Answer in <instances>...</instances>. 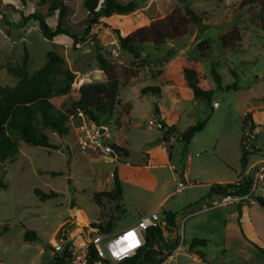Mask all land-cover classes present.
Returning a JSON list of instances; mask_svg holds the SVG:
<instances>
[{
	"label": "rangeland",
	"instance_id": "374dc122",
	"mask_svg": "<svg viewBox=\"0 0 264 264\" xmlns=\"http://www.w3.org/2000/svg\"><path fill=\"white\" fill-rule=\"evenodd\" d=\"M0 1L10 10L6 20L0 19V88L17 86L18 79L8 68L20 65L26 51L31 75L46 65L51 51L63 56L75 74L72 93L56 100V106L63 111L72 109L73 94L81 86L107 81L100 69L99 54L115 65L139 70L137 79L120 87L121 106L115 116L101 119L103 127L78 112L70 117L71 132L67 137L48 133L59 150L22 143L16 162L0 165V184L7 185L0 187V227H9L0 236V263L57 264L55 254L62 257L73 247V239L89 236L91 226L97 223L106 224L105 217L111 218L114 230L131 229L171 195L159 213L166 210L177 214V230L172 238L183 239V245L174 247L165 264H264V251L242 239L232 213L234 206L205 211L212 202L196 205L208 195L210 184L236 181L242 138L248 132L243 127L244 114L250 110L264 112V30L253 17L254 10L240 8L241 0H117L123 4L136 2L139 9L129 16L103 18L85 41L74 45L64 35L54 41L45 39L35 21L18 28L23 16L38 10L46 13L45 6L38 7L42 0ZM81 3L82 0L72 2L73 12L65 21L78 38L88 26V15ZM185 6L195 9L201 17V24L191 26L185 37L169 41L160 49L147 47L139 59L122 48L117 59L111 58L110 50L116 47L110 45L117 36L114 30L126 36ZM47 23L55 29L57 13ZM233 28H239L242 41L225 49L220 37ZM203 41L209 44L200 49ZM193 64L198 67L202 85L215 91L210 104L195 97L183 72L184 66L190 68ZM213 69L223 86L238 84V89L217 91ZM149 87L159 88V93L143 95L142 90ZM207 118L210 120L206 128L194 137L187 150L180 141L170 143V163L162 166L158 162L161 153L155 148L157 164L146 169L145 157L138 152L141 146L161 133L183 132ZM151 121L155 126L150 125ZM160 125L164 126L163 132ZM98 129L104 148L97 147L92 139ZM261 140L264 127L252 146H260ZM111 145L126 149L128 160L108 153L105 148ZM128 161L127 166H120L123 198L113 202L104 194L115 188L113 173L119 163ZM185 171L190 174L188 180L184 178L188 184L182 186ZM52 172L63 175L54 177L49 174ZM35 189L54 191L58 197L42 202ZM118 206L125 212H118ZM253 215L264 229L263 216L256 211ZM72 226L77 230L68 242ZM27 231L35 232L38 241H26ZM194 239L206 240L207 246L188 250ZM60 245L62 249L58 250Z\"/></svg>",
	"mask_w": 264,
	"mask_h": 264
},
{
	"label": "trees",
	"instance_id": "16d2710c",
	"mask_svg": "<svg viewBox=\"0 0 264 264\" xmlns=\"http://www.w3.org/2000/svg\"><path fill=\"white\" fill-rule=\"evenodd\" d=\"M21 1L25 3V0ZM73 1L42 0V4H38V7L45 6L46 13L38 10L28 16H23L17 26L24 28L30 21H35L45 39L54 41L57 37L64 35L70 37L74 45H77L89 37L91 31L100 25L103 18L108 19L114 15L129 16L139 9L138 4L132 1L123 4L117 0H82L81 6L88 15V26L84 35L78 38L73 29L65 23L66 18L73 12ZM180 1L190 2L191 0ZM239 6L254 10L252 12L253 17L258 19V25L264 30V0H241ZM56 13L57 25L55 29H52L48 25L47 19ZM3 17L6 20V16L3 15ZM200 24L201 17L197 11L185 6L184 9H174L167 15L151 21L148 25H144L126 36H122L118 29L114 32L120 47L133 58L139 59L147 47L160 49L169 41L185 37L191 26ZM220 41L225 49L234 48L242 41V34L238 28H233L223 34ZM208 44L207 41H203L199 47L203 49ZM28 62L29 56L26 51L20 65L8 68V72L18 79L17 86L0 88V165L9 166L15 163L20 156L22 143L43 147L49 151L59 150V146L50 141L48 133L57 134L61 138L67 137L71 132L70 117L78 112H82L97 126L103 127L101 119L115 116L121 106L120 87L128 86L132 80L139 77V70L115 65L99 54L100 69L105 72L107 81L81 86L73 94L72 109L63 111L56 106V100L72 93V86L76 78L75 74L67 67L65 58L56 51L49 52L46 65L32 75L28 72ZM197 69L198 67L193 64L190 68L184 66L183 72L195 97L210 104L215 91L206 89L202 85ZM212 73L217 83V91L230 92L238 89V84L223 86L215 69L212 70ZM158 90L157 87H149L142 90V94L159 93ZM209 120L210 118H207L181 133L183 139L180 142L184 144L185 150L188 149L194 137L206 128ZM243 127L244 129L247 128L248 132L256 130L258 126L253 119V112L245 113ZM163 130L164 126L161 131L163 132ZM172 136L171 132L163 134L165 144L170 142ZM244 140L245 137L243 136L240 159L243 171L249 167L251 156L259 154L264 157V149L256 150L251 144L252 141L245 143ZM109 148L116 157L128 158L126 149L123 147L111 145ZM171 150L172 148L169 147V157ZM49 174L54 177L63 175V173L55 172ZM113 178L115 188L111 192L105 193L104 196L113 202H118L122 200L123 195L118 168L115 169ZM251 181V179L245 180L242 185L214 184L207 196L221 198L229 193L247 194L251 187ZM0 187L7 188V185L1 183ZM34 193L42 202L58 197V193L54 191L45 193L40 189H35ZM94 200L99 204L97 197ZM256 201L264 209V197H257ZM239 213L241 214L240 210ZM164 215L168 222L167 231L172 233L176 228V214L164 211ZM111 225L109 222L107 226L96 224L91 228L100 233L108 234V228ZM8 230V226L0 227V236L7 233ZM25 240L38 241L37 234L27 231ZM207 243L206 240L194 239L190 249L207 246ZM170 244L171 242L165 239L162 229L150 228L146 232L145 243L137 256L117 264H164L172 256L174 250ZM67 256L66 250L62 257L55 254L54 260L57 264H63ZM90 261L92 264L97 261L94 250H92ZM106 264L114 263L106 261Z\"/></svg>",
	"mask_w": 264,
	"mask_h": 264
},
{
	"label": "built area",
	"instance_id": "2783aa9c",
	"mask_svg": "<svg viewBox=\"0 0 264 264\" xmlns=\"http://www.w3.org/2000/svg\"><path fill=\"white\" fill-rule=\"evenodd\" d=\"M0 19H3V15L0 14ZM111 46H116L110 50V56L113 59L119 57V46L116 41L110 42ZM150 125L155 126V122L151 121ZM107 137L110 134L107 132ZM99 134V129L96 130L92 139L99 148H104V141L101 139ZM257 137V131L248 132L245 134V143L255 140ZM84 145L86 142H82ZM264 179V165L258 168L252 181L251 187L247 194L240 195L235 193H229L221 197L217 202H214L211 207H206L205 211L226 208L233 205H244L246 203H251L253 201V196L256 193L258 184ZM150 228H160L162 230H167L168 222L166 216H150L142 218L134 228L127 229L114 238L108 239L107 237L98 231L91 230L90 239L86 240L85 237L78 236L80 239V244L77 243V238L73 239L71 242L73 247L68 249V256L63 264H92L90 261L92 250H94V255L97 261L93 264H106V261L117 264L126 259H132L137 256L139 250L145 243L146 232ZM132 234V235H130ZM76 242V243H75ZM183 245V239L177 242ZM3 264V263H0Z\"/></svg>",
	"mask_w": 264,
	"mask_h": 264
},
{
	"label": "crops",
	"instance_id": "0c3cea01",
	"mask_svg": "<svg viewBox=\"0 0 264 264\" xmlns=\"http://www.w3.org/2000/svg\"><path fill=\"white\" fill-rule=\"evenodd\" d=\"M113 41L117 42V39L115 38V40H113ZM118 46H119V48H121L119 44H118ZM250 111L253 112V119L258 126L256 128L257 138H258L259 134L262 132V128L264 127V112L259 113L257 110H250ZM247 112H249V111H247ZM176 132L177 133L173 134L175 136H172L170 138V142L167 144H165V142L163 140V133H161L159 136L155 137V139L150 141V143L143 145L138 149L139 154H141L143 157H145L144 160L146 162V169H149V167L155 166L157 164V162L155 161V157H154V154H155L154 149L155 148L159 149V151L161 153V157H160V160L158 162L162 166L169 165L170 160H171V156L169 157L167 145H169L170 143H173V142L180 141L176 138V135L181 134L184 131L183 132L176 131ZM260 142H261L260 146H255L256 150L264 149V140H261ZM146 157H149V158L151 157V159L147 160ZM240 159H241V152H240V156L237 160V167H238L239 171H238V175H237L238 177H237L236 181L226 182V183H222V182L217 183L216 182V183H213L212 185H214V184H220V185H224V186L229 185V184L242 185L245 180H249V179L252 180L256 171L258 170V168H260L261 166L264 165V157L262 155H254V156H251L249 159V163H250L249 167L245 171H243V169L241 167ZM127 160H128V158H127ZM128 164H130L129 161L125 162V163H121V164L119 163V166H117V168L119 170V176L121 174V169H122L120 166H127ZM130 166L133 167L134 165H130ZM189 174H190L189 171H185L183 176H184V178L186 177V180H188ZM120 180L122 183V177L121 176H120ZM263 181H264V179H263ZM187 184H188V181H185V185H187ZM212 185L210 184L208 186L209 190H210ZM170 196L171 195L166 196L160 202V204L158 205V207L156 209L149 211V213L142 216L140 218V220L142 218H146V217H150V216L155 217V216L164 215V211H166V210L161 211V213H159V210L163 208L164 203L168 201ZM257 197H264V182L260 185L258 192H256L254 194L253 201L251 203H246L244 205H233L234 207L232 209V213L237 218V223H238V227L240 229V234H241L242 239L244 241H246L247 243L254 245L257 249L264 251V249L262 247V246H264V229L260 228L257 225V223L254 219V215H253V211H256V212H259L264 218V209L257 203V201H256ZM122 198H123V195H122ZM219 199L220 198H218L216 196H213V197L206 196L205 199H201V201L197 202L196 205L197 206H201V205L206 206L207 204H209L211 202L212 203L217 202ZM189 207L191 208L192 205H189ZM117 209L120 210L118 212H121V211L123 213L125 212V210H123L121 208V206H118ZM239 210H240L241 214L239 213ZM115 218H117V217H114V219ZM105 220H106V224L102 223V226H107V224L109 222H111V218L105 217ZM69 221L70 220H67L65 222H69ZM97 224H101V223H97ZM176 230H177V214H176V228L174 229V231L172 233H169L167 230H163L165 239L171 243H174V242L176 243V245L174 246L175 248L177 246V242L180 240V239H178V237L174 238V239L172 238V237H174L173 235L175 234ZM123 231H125V230H116V229L114 230L112 225H111V227L108 228V234H104V235L107 237V240H108V239L114 238L115 236H117L118 234H120ZM168 238H170V239H168ZM174 247H172V248H174ZM57 249L61 250L62 245H60Z\"/></svg>",
	"mask_w": 264,
	"mask_h": 264
},
{
	"label": "water",
	"instance_id": "95a60500",
	"mask_svg": "<svg viewBox=\"0 0 264 264\" xmlns=\"http://www.w3.org/2000/svg\"><path fill=\"white\" fill-rule=\"evenodd\" d=\"M0 12H1L3 15H7V14H9V12H10L8 6L4 5V4L2 3V1H0ZM162 129H163V125H160V130H162ZM101 131H102V132L104 131L103 128H101ZM173 132L175 133V130H174ZM176 138H177L178 140H182V139H183V135H181V134H177V135H176ZM105 150H106L108 153H111V152H112L111 149H110L109 147H106ZM181 178H182V186H183V185H185L184 176L182 175ZM72 228H73V229H72ZM76 230H77V227H73V226L70 227V230H69V237H68V242H69V240L71 239V236L75 233ZM90 235H91V232H90ZM90 235L87 236V235L85 234V239H86V240H89V239H90ZM175 245H176L175 242L170 244L171 247H174ZM187 249L189 250L190 248H187Z\"/></svg>",
	"mask_w": 264,
	"mask_h": 264
},
{
	"label": "bare ground",
	"instance_id": "6f19581e",
	"mask_svg": "<svg viewBox=\"0 0 264 264\" xmlns=\"http://www.w3.org/2000/svg\"><path fill=\"white\" fill-rule=\"evenodd\" d=\"M79 220H81V218H78ZM82 221V220H81Z\"/></svg>",
	"mask_w": 264,
	"mask_h": 264
},
{
	"label": "snow or ice",
	"instance_id": "6c2138e0",
	"mask_svg": "<svg viewBox=\"0 0 264 264\" xmlns=\"http://www.w3.org/2000/svg\"><path fill=\"white\" fill-rule=\"evenodd\" d=\"M130 235H132V234H130Z\"/></svg>",
	"mask_w": 264,
	"mask_h": 264
}]
</instances>
